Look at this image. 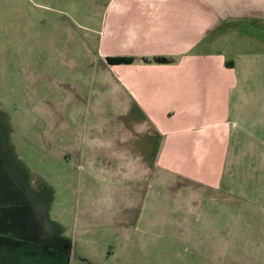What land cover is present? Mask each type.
I'll return each mask as SVG.
<instances>
[{
    "label": "rangeland",
    "instance_id": "rangeland-1",
    "mask_svg": "<svg viewBox=\"0 0 264 264\" xmlns=\"http://www.w3.org/2000/svg\"><path fill=\"white\" fill-rule=\"evenodd\" d=\"M105 3L0 0V264H264V192L256 185L244 198L208 192L194 209L170 201L168 216L148 209L142 221L130 181L117 194L85 176L82 153L90 151L76 138L110 121L93 110L107 86L95 37ZM252 31L264 39V29ZM238 41L231 44L240 53L258 48ZM263 64L254 75L264 78ZM245 80L248 94H258L246 105L252 123L264 110V81ZM260 152L252 149L257 164ZM251 182L264 190V177Z\"/></svg>",
    "mask_w": 264,
    "mask_h": 264
},
{
    "label": "crops",
    "instance_id": "crops-1",
    "mask_svg": "<svg viewBox=\"0 0 264 264\" xmlns=\"http://www.w3.org/2000/svg\"><path fill=\"white\" fill-rule=\"evenodd\" d=\"M105 1L95 37L107 86L98 91L93 110L111 122L92 123L76 138L90 151L82 153V169L93 178L92 187L101 180L120 194V181H130L126 192L142 221L148 209L168 216L170 201L178 209L188 201L194 209L208 192L228 199L244 198L253 185L264 192L251 182L264 177V110L249 121L246 105L258 94H248L245 80L264 81L253 74L264 62V39L249 36L252 28L264 29V0ZM236 40L258 48L240 53L231 44ZM107 56L136 60L110 63ZM153 57L170 60H143ZM253 148L261 150L258 164Z\"/></svg>",
    "mask_w": 264,
    "mask_h": 264
},
{
    "label": "trees",
    "instance_id": "trees-1",
    "mask_svg": "<svg viewBox=\"0 0 264 264\" xmlns=\"http://www.w3.org/2000/svg\"><path fill=\"white\" fill-rule=\"evenodd\" d=\"M107 60L110 63H125L129 64L132 63L136 60L135 57H130V56H107ZM143 60H152L155 62H168L170 59L166 57H153L151 59L148 58H143Z\"/></svg>",
    "mask_w": 264,
    "mask_h": 264
}]
</instances>
